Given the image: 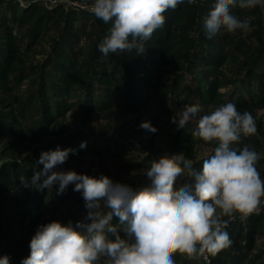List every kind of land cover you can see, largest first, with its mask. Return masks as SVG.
<instances>
[{"label":"clouds","instance_id":"clouds-1","mask_svg":"<svg viewBox=\"0 0 264 264\" xmlns=\"http://www.w3.org/2000/svg\"><path fill=\"white\" fill-rule=\"evenodd\" d=\"M184 2L92 0L88 10L111 25L99 50L105 56L133 49L143 54L144 43L165 25V13ZM257 6L264 8V0H214L202 21L206 37L212 39L222 28L228 33L249 31L250 20H241L233 9ZM201 111L198 104L184 105L172 123L185 128ZM140 128L157 131L150 121L141 122ZM256 132L253 115L241 113L234 103L211 108L196 119L192 132L193 137L216 145L202 168H194L184 154H164L142 171L147 183L137 188L114 183L103 174L97 178L56 170L76 149L57 146L42 152L38 163L43 168L34 171L30 180L21 176V186L43 191L58 185L57 194H63L74 185L87 212L75 225L71 221L40 225L21 264H176L177 254L196 259L229 248V224L264 207V179L257 168L261 155L247 146L235 147L242 137ZM79 147L86 148L87 142ZM0 264H10V257H0Z\"/></svg>","mask_w":264,"mask_h":264},{"label":"rangeland","instance_id":"rangeland-1","mask_svg":"<svg viewBox=\"0 0 264 264\" xmlns=\"http://www.w3.org/2000/svg\"><path fill=\"white\" fill-rule=\"evenodd\" d=\"M22 1L30 4L37 3L47 13L53 11L56 6L62 3L78 2L88 7H90L92 3V0H53V2L49 0H6L4 3L0 4V17L4 14L10 16L14 9L10 10L9 6H15L17 3H22ZM203 3L205 4V9L202 10L198 19H196L198 13L194 11L197 6L188 4L187 0L182 3L187 8L185 12L186 16L181 24L175 28L176 43L172 55L174 60H180L182 63L193 57L199 69L208 74L209 78L218 77L220 79L221 77L222 87H220L219 90L222 93V100L219 101L218 104H213L211 102H208L207 105L199 104L202 111L198 113L196 119L211 108H215L227 102L234 103L233 100L238 99L239 92H242L243 96L248 95L247 87H240V84L248 77L253 58H255L256 48L264 44V14L261 11V7L257 6L253 9H239L237 13L234 14L241 20L246 18L249 19L250 30L247 32L237 30L233 33H228L223 29L218 33L219 35L218 38H215V42L219 41L220 33L224 35L225 39L223 44L227 59L221 67L212 69L211 71L202 55L195 56L199 40L197 26L212 9L214 0H198L196 4L202 6ZM74 24L73 28L66 31L64 42L69 43V47H67L74 54L75 63L77 64L78 70L81 72L92 68L93 63H96L94 58H98L97 64H107L108 69L112 70V72H120L122 67H126L124 65L126 60L130 59L132 60V64L126 68L135 70L137 67L134 62H137L138 59L144 57V55L149 52L150 48L148 42L143 54H139L133 49L130 52L109 53L105 56L99 50V45L105 38L99 33L100 30L91 27L90 24L83 26L78 20L75 21ZM13 26L15 28L13 36L16 39L14 44L16 50L14 49L13 52L16 58V73L27 75L28 77L25 78L19 90L9 93L0 89V99L6 97V100L12 99L15 102L31 99L34 104H37L40 103L41 95L50 96V91L44 92L37 87L39 83L35 76L42 73L44 64L51 58L54 52V45L61 37L60 28L51 23L47 30L36 37L31 34L29 35V29L27 27L18 28L16 24ZM6 36L7 30L0 25V58L10 53L9 48L11 46ZM251 46L254 48L255 52L249 55L248 48ZM95 50L98 51V57H95ZM51 71L52 69L47 71L46 75L50 76L52 74ZM12 74L13 72L9 73L10 78ZM118 74L123 80L121 82H124L123 75L121 73ZM194 77L195 75H193V72L190 73V71H188L181 79V89L178 92L179 94H177L178 105H176V108L174 107L172 111H169V114L165 115L164 109H167V105H172L173 101L176 100L173 98V101L171 100L169 91L162 90L161 84L162 80H165V76L161 74L158 79L154 78L152 80V88L149 96L137 100L136 105H134L133 101L127 102V98H125L124 95L117 96V98L122 99V101L118 102L114 107L94 111L90 117L87 118H84L80 114L79 110H81V106L78 105L77 109L66 111L61 117L57 118L53 124V128L46 133L47 136L45 138L35 141L30 139L32 137V130L36 127L35 122L37 121L30 118L31 115L29 112L31 111L26 110L24 117L25 121L23 123L25 128L24 136L19 137L18 134V136H13L12 138L8 136L0 137V178L2 177V179H0V209L6 206L7 198L12 196L16 190V186L11 183V180H15V174H19L30 180L31 175L29 170L23 165L24 162L29 164L34 171L41 170V168L33 167L32 165L34 161L32 152L35 150L36 146L39 148V146L54 142V140L62 141L74 134L75 136H80L78 138H81V141H86L87 147L82 149V154L78 156L73 154L71 156L70 154L67 161L59 165L56 170H74L77 173L87 174L97 178L103 174L112 179L114 183L134 184L137 182L139 183V181L141 183H146L147 179L142 171L150 166V162L153 159H158L164 154H183L182 149L176 150L174 148V139L179 133L193 131L196 127V119L190 121L185 128H177V125L172 123V118L178 115L179 110H181L184 105H191L185 104L186 102L196 104V102L193 101L198 100V97H189V93L183 92V89L188 84L192 86L198 84V82L192 80ZM239 81L241 82L238 83ZM253 81H255L254 88H257L259 84L257 85L256 78H254ZM11 86H14L13 81L11 82ZM128 92H130V88H127L123 94ZM20 97H22V99ZM235 105L241 113L244 111L250 112L255 118L257 126V132L254 135L242 137L241 141L245 139L248 140L245 144H249L253 140L256 141L261 134L258 132H264V104L251 101L246 106ZM4 108L5 107L0 105V110L3 114L5 112L9 114L8 111L11 109ZM15 108L17 109L18 105H16ZM143 121H150L157 131L151 133L140 128V124ZM18 133L23 134L22 132ZM196 139L198 149L197 160L212 154L216 146L214 143H205L198 138ZM95 140H97V143L103 140L109 142L108 147L98 149V152L99 150L101 152V150L107 148L105 151L106 153L94 154L95 151H93L89 145H93ZM68 145L70 144H66V146L61 149L69 148L67 147ZM239 145L240 143L235 145V147L238 148ZM254 150L261 155L257 168L261 178L264 179V144H255ZM127 153H130L132 157H136L139 164H124L122 159L127 158ZM11 161L14 162L12 165L10 163ZM57 188L58 185H54L53 189L47 190L48 199H46L47 204H45L44 210L33 214H20V217H15V220H18L16 222L18 224V228L16 227L17 229L7 226L2 230L7 235H10L12 238L14 237L20 242L21 246L25 249L23 256H29L30 241L40 225L53 221H59L64 225H67L68 222L71 221L73 225H75L77 221L83 220L86 215L87 210L84 206L82 195H73L59 205L51 204L49 200L52 197L50 196L57 193ZM25 193L26 189L24 188L22 189V194ZM258 214H264V207H262V210ZM253 215L256 214H252L249 217ZM225 219L227 218L225 217ZM246 242L245 240L244 244L238 247V249H241L240 252L242 253L244 263L264 264V231L256 235V239H254L251 247H248ZM4 254L10 257V264H20V261L12 259L18 254L16 251L11 253V255L15 254L14 256L9 255L7 251L4 252ZM201 257L209 264H217L222 256L215 254L211 257L210 254H205ZM174 258L178 259L177 257ZM255 259L258 260L257 263L252 262ZM177 262H179V259ZM198 264L205 263L199 262Z\"/></svg>","mask_w":264,"mask_h":264},{"label":"trees","instance_id":"trees-1","mask_svg":"<svg viewBox=\"0 0 264 264\" xmlns=\"http://www.w3.org/2000/svg\"><path fill=\"white\" fill-rule=\"evenodd\" d=\"M6 0H0V4L4 3ZM11 5V4H10ZM196 5V11L199 18L202 10L205 9V4ZM10 10L14 9L13 13L8 15H3L0 17V25L7 30L8 43H10L9 51L10 53L4 55L0 58V89L5 92L12 93L15 90H19L27 75H22L16 73L15 65V55L13 54L16 39L13 36L14 26L17 25L18 28L27 27L29 29V35L38 36L49 28L51 23L54 26L60 28L61 37L58 39L57 43L54 45V52L43 66V71L41 74L36 75L38 79V88L41 91H50V96L41 95L40 103L34 104L33 100H21L18 102L11 100H6L4 98L0 99V105L5 107L4 109H11L9 114L0 110V137L8 136L12 138L13 136L23 137L24 136V121L26 110L31 112L30 115L35 122L36 127L32 130V137L30 140L35 141L37 139H43L47 136V132L53 128L55 120L61 117L66 111L71 109H77V106H81L80 114L84 117H90L94 111L101 109H108L114 107L122 99L117 98V96L124 95L127 98V102L133 101L136 105L137 100H141L142 97L147 98L152 88V80L154 78H159L161 74L165 76V80H162L161 88L163 91L170 92V98L173 104H168L167 109H164L165 115L169 114L173 108L178 105L177 94L181 89V79L184 75L190 71L195 75L192 80L198 82L195 86L187 85L183 92L188 94V96L198 97V100H194L196 104L207 105L208 102L213 104H218L222 100L220 92V87H222V80L218 77L209 78L208 74L204 73L199 69L197 62L194 58L188 59L186 62L182 63L180 60L176 61L172 58L174 53V47L176 43L175 28L179 26L184 20L186 14V6L179 4L175 10L169 9L166 13L165 25L157 29L151 39L144 43V47L147 46L149 42V52H147L144 57L134 62L137 69L132 70L129 67L132 64V60L127 59L120 72H112L108 69L107 64H97V59L94 58L96 63H93L92 68L85 71H79L77 64L75 63L74 54L68 49V42H64L66 31L74 27L75 21H80L81 25L86 26L88 24L91 27L98 28L100 34L104 37L108 34L110 24L104 23L101 19L96 18L88 9L81 6H77L74 3H62L55 7L51 12H45L37 3H31L27 6L22 5V3H17L15 6H9ZM261 7V6H260ZM239 7L233 9V13H237ZM261 11L264 14V8L261 7ZM202 22L197 26L199 32L198 48L195 56L202 55L205 63L211 69H218L226 61L227 54L224 48V35L220 33L219 41L215 42V38H218L217 34L212 39H208L204 32ZM223 30V28L221 29ZM206 43V44H205ZM68 46V47H67ZM16 50V49H15ZM249 55L255 52L254 48L251 46L248 48ZM255 58L251 64L249 74L246 80H243L240 87H247V96H243L242 92L238 93V99L233 100V102L239 106H246L251 101H256L257 103L264 104V44L256 48ZM95 57H98V51L95 50ZM52 69V74L50 76L46 75V72ZM13 72L10 78L9 73ZM124 78V82L121 76ZM256 78L257 88H254V82L252 80ZM13 81L14 86H11ZM137 81V82H136ZM239 81L238 83H240ZM130 88V92L123 94V92ZM49 89V90H48ZM97 96H96V95ZM99 97V98H98ZM22 99V97H20ZM190 101V100H189ZM205 102V103H204ZM9 103V104H8ZM185 104H192L186 102ZM8 105V106H6ZM16 105L18 108L16 109ZM6 111V110H5ZM41 130H40V129ZM18 132H22L18 133ZM193 131L179 133L174 139V148L176 150L182 149L183 154L187 159L193 161V166L197 170L202 168V162L204 158L197 160V139L192 136ZM260 135L256 141H252L249 144H245L248 140H243L240 142L238 148H243L245 146L254 149V145L264 144V132L259 131ZM257 133V134H258ZM21 134V135H20ZM72 137V138H71ZM80 136L70 135L67 139L62 141L54 140L43 146H36L35 150L32 152V157L34 161L32 162L33 167L43 168L42 164H39V158L42 152L55 150L57 146L60 148L65 147L66 144H70L67 147L76 149V153L73 155L82 154L83 150L79 147L83 142ZM83 139V138H82ZM105 139V138H103ZM249 139V138H248ZM85 141V140H84ZM93 145H89L94 154H104L105 150H99L103 147H108L109 142L105 140L101 142H96ZM215 144V143H214ZM261 147V146H260ZM81 152V153H80ZM118 153V152H117ZM72 156V154H71ZM206 158V157H205ZM123 163L126 165H136V157L130 156L127 153V158L122 159ZM11 165L14 162H10ZM26 169L30 172V179L34 173V169L26 162L23 163ZM36 171V170H35ZM21 175L15 174V180H11L12 184L15 185L16 190L14 194L7 198V203L4 208L0 209V257L5 255L4 252H9V255L16 251L17 255L12 259L16 261H21L28 255L23 256L25 251L24 247L21 246L20 242L14 237L7 235L4 231V227L9 226L10 228H18L15 217H20V214L37 213L38 211L44 210L45 204H47L46 199H48L47 189L43 191H38L36 189H26V193L22 194V189L19 178ZM2 179V177L0 178ZM4 179V177H3ZM130 183V182H128ZM147 183V182H146ZM124 184V183H123ZM145 183H130L129 186L137 188ZM73 186H68L63 194H53L49 202L51 204L59 205L64 203L68 198L73 195H82L80 192L73 191ZM18 214V215H17ZM247 221V222H243ZM113 223H117L114 218ZM16 228V229H17ZM226 231L229 233L232 244L229 248L221 250L216 255H221L217 264H245L242 258L241 249L238 247L246 244L248 247L256 239V235L259 232L264 231V214H256L249 219L241 220L239 217L229 224ZM212 257L213 255L210 254ZM175 257L176 264H198L203 262L209 264L202 257L196 259H187L179 254ZM11 260V259H10ZM213 261V259H212ZM258 260H253V263H257Z\"/></svg>","mask_w":264,"mask_h":264},{"label":"built area","instance_id":"built-area-1","mask_svg":"<svg viewBox=\"0 0 264 264\" xmlns=\"http://www.w3.org/2000/svg\"><path fill=\"white\" fill-rule=\"evenodd\" d=\"M50 2H53V0H49ZM72 3H74L75 5H77V6H81V7H84V8H89L88 6H86V5H83V4H79L78 2H72ZM30 3H26V2H24V1H22V5H24V6H27V5H29Z\"/></svg>","mask_w":264,"mask_h":264}]
</instances>
